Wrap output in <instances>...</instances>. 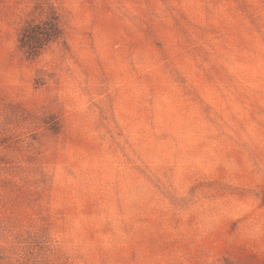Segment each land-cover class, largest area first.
<instances>
[{
	"label": "rangeland",
	"instance_id": "obj_1",
	"mask_svg": "<svg viewBox=\"0 0 264 264\" xmlns=\"http://www.w3.org/2000/svg\"><path fill=\"white\" fill-rule=\"evenodd\" d=\"M0 263L264 264V0H0Z\"/></svg>",
	"mask_w": 264,
	"mask_h": 264
},
{
	"label": "trees",
	"instance_id": "obj_2",
	"mask_svg": "<svg viewBox=\"0 0 264 264\" xmlns=\"http://www.w3.org/2000/svg\"><path fill=\"white\" fill-rule=\"evenodd\" d=\"M58 35L56 22L49 21L25 29L22 33L21 43L30 54H34L44 44L54 41Z\"/></svg>",
	"mask_w": 264,
	"mask_h": 264
}]
</instances>
